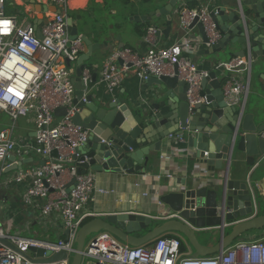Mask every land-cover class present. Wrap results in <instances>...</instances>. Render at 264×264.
<instances>
[{
	"label": "water",
	"instance_id": "water-1",
	"mask_svg": "<svg viewBox=\"0 0 264 264\" xmlns=\"http://www.w3.org/2000/svg\"><path fill=\"white\" fill-rule=\"evenodd\" d=\"M198 1L200 5L195 7L196 10L204 2ZM226 2L211 0L209 17L218 38L200 53L215 54L238 44L239 49L233 52L234 55L250 60L248 91L243 105L226 102L222 81L215 70L208 71L200 80L199 96L204 101L190 105L186 97L188 85L178 78L175 65L173 74H162L145 81L149 86L155 84L157 89L152 92L146 107L139 106V114L134 115L127 105L118 98H112L96 84L95 72L91 73L85 85L81 78L85 62L93 61L90 57L92 51L98 50L100 45L92 43L86 36H79L87 24L85 21L77 27L73 26L70 16L66 18L70 39L79 36L85 48L74 63L75 72L71 78L75 88L73 102L81 108L72 116V122L89 131L86 140L74 149V157L78 155L82 161L77 174L83 169L98 174L144 172L149 153L160 151L162 140L175 133L184 137L187 149L193 151L198 162L205 164L207 171L223 167L218 181H213L214 178L209 181L197 179L189 186L159 195L158 201L168 212L165 220L159 223L151 215L133 212L89 218L79 227L74 253L70 256L64 250L44 252L37 247L20 252L6 238L0 239L3 244L32 263L52 264L69 257V264H82L87 238L100 232L109 233L133 247L145 245L168 232L177 233L191 246V255L196 257L219 252L246 233L264 228V198L259 192L258 181L252 179L251 174L249 180L244 178V174L241 176L243 162L254 166L251 173L256 170L264 172V0H236L238 8L228 12ZM180 3L181 0H151L153 9L146 14L131 15L128 20L146 23L163 16L165 26H155V37H168L174 13L180 14L183 9ZM36 8L38 15L32 25L37 38H41L37 27L41 10L47 8L39 5ZM187 29L197 30L203 43L209 40L197 15ZM65 111L60 107L53 114L61 116ZM142 119L147 127L155 130L143 140L139 125ZM50 154L57 156V151L52 150ZM25 162L21 160L6 171L20 170ZM235 176L237 178H233ZM74 183L72 178L66 186ZM149 226L152 227L146 233L138 234ZM206 232L217 237L216 242L211 245L203 243L200 238ZM67 238L68 229H64V241Z\"/></svg>",
	"mask_w": 264,
	"mask_h": 264
},
{
	"label": "built area",
	"instance_id": "built-area-1",
	"mask_svg": "<svg viewBox=\"0 0 264 264\" xmlns=\"http://www.w3.org/2000/svg\"><path fill=\"white\" fill-rule=\"evenodd\" d=\"M6 1L0 0V21L9 22L8 34L0 33V114H7L10 124L0 129V170L10 166L5 164V160L14 152L19 155L34 153L42 158L43 164L17 170L16 175L8 178L6 183L29 179L21 197L23 203L39 206L44 215L52 212L58 214L64 228L68 229V238L67 241L58 239L51 242L5 234L0 215V239L6 238L20 252L37 247L44 249V252L64 250L70 256L74 253L79 227L92 216V213L83 214L82 209L93 200L94 193L106 192L96 186L92 172L77 174L82 161L78 155L74 157V149L89 134L88 129L74 124L71 119L81 110L73 102L75 88L71 78L75 71L74 63L84 50V44L79 36L70 39L66 30L70 0H34L40 5L55 8L42 14L37 27L41 38H37L32 25L36 17L32 5L19 2L20 11L18 15H13L7 14ZM196 15L208 34L209 40L203 43L207 48L218 38L207 7L181 9L179 26L187 31ZM155 31L156 27H149L145 34V39L151 44ZM200 44L191 39L162 47L152 44L144 54H138L129 47L116 48L104 58L97 84L111 94L130 75L146 81L150 77L173 74L176 65L178 78L188 85V103L202 102L204 98L199 96L200 80L208 71L199 68L187 55ZM214 66L215 71H221L218 78L222 81L226 102L243 105L249 84V58L234 56ZM90 77V69L84 68L81 78L85 85ZM82 100L85 102L84 97ZM60 107L65 108V114L55 116L53 111ZM29 115L34 125V139L19 144L20 140L18 143L14 137L15 123L20 117ZM167 138L174 145L184 142L180 134L171 133ZM52 150L57 151V156L50 154ZM204 156H207V152H204ZM72 178L75 183L66 186ZM179 248L177 237L161 235L145 245L133 247L120 243L109 233L100 232L84 245L82 263L84 259H90L92 264H264V236L251 241L236 240L221 251L205 256L194 257L189 252L181 253ZM69 263L67 257L52 264ZM0 264L36 263L28 261L0 241Z\"/></svg>",
	"mask_w": 264,
	"mask_h": 264
},
{
	"label": "crops",
	"instance_id": "crops-1",
	"mask_svg": "<svg viewBox=\"0 0 264 264\" xmlns=\"http://www.w3.org/2000/svg\"><path fill=\"white\" fill-rule=\"evenodd\" d=\"M21 1L32 5L36 17L38 15V11L36 10L37 5L41 7L45 6L36 3L34 0H7L6 3L9 2L10 6L14 8L13 12L12 9L9 12L6 10L7 14L18 15L20 11V9H18V7H20L18 3H21ZM158 1L164 2V0ZM189 1L190 0H181L180 4L182 8L187 9L185 4ZM227 1L226 3H228V5L225 4L227 6V12L230 9L233 10L238 8L236 0ZM195 2V7L200 5L198 0H195ZM211 4V0H204L202 6L211 9ZM218 4L220 3L218 2ZM69 5L67 17L70 16L72 18L73 26L80 27L79 24L83 21L87 23L84 28L80 30L79 36L80 34L86 36L92 43H99L100 45L98 50L92 51L90 57L91 59L93 58V61L88 60L85 62V68H88L87 66L90 65V72L96 73V84L99 79L101 64L104 58L113 52V50L119 48L120 43L122 47H129L138 54H144L152 44L162 47L183 39L199 41L201 43L199 47L193 50V52L187 53V55L199 68L207 71L214 70V65L217 62L226 61L234 57L235 55L233 52L239 49L238 44H233L230 45L229 49L222 50L219 53H200V50L206 49L203 45L201 36L197 30L183 31L180 28L179 13H174L169 36L164 37L161 35L159 39L154 37L151 44L145 39L146 31L149 27H164L165 18L163 16L151 21L148 25L143 23L138 27L134 21H131L130 24L124 25L118 30H107L105 24L107 25L109 18L116 19L115 17L118 13L117 7L108 4L107 0H70ZM131 5L140 7L141 12L133 13L137 15L146 14L149 10L153 9L151 1L148 3L132 1ZM46 8V10L49 11L54 9H52V6H47ZM46 10H41V13L43 14ZM126 16H131L130 12H128ZM18 17L20 18V16ZM215 72L217 77H219L221 71L217 70ZM97 85H100L101 89L104 90L101 84ZM155 89H157L155 84L149 86L140 78L130 75L117 86L110 96L112 98H118L121 103L127 105L128 108L131 109L134 115H138L139 106L146 107ZM20 125L21 128L19 133L14 135L16 141L18 142V140H20V143L18 142L19 144L23 142H32L35 135L32 116L21 117L20 122L17 120L15 123V127H20ZM139 125L142 128V134L140 135L142 140L145 136H151V134L155 132L151 126L147 127L146 124H144L143 119ZM148 158L144 172L98 174L91 170L83 169L92 172L95 176L96 186L103 188L106 192L94 193L93 200H90L81 212L83 214L92 213V216L88 218L133 212L151 215L154 220L159 223L168 216L166 207L158 201L159 195L172 191L175 188L189 186L197 179L209 181L214 178L213 181H218L223 173V167L221 169L215 168L214 170L207 171L205 164L197 161L193 151L187 149L185 142L174 145L168 138L162 140L160 151L150 152ZM21 160L26 161L23 167L40 165L42 162V158L34 153L19 155L14 152L6 158L5 164H10L8 167L10 168ZM1 167L2 165L0 164V168ZM8 168L3 171L0 170V215L1 226L4 233L8 235L17 234L51 242L64 239L65 228L58 214L52 212L48 215H44L39 206L36 207L23 203L21 197L29 183V179L21 182L6 183L8 178L16 175L14 171H6ZM253 168L254 166H250L243 162L241 176L244 174V178L249 180L251 174V178L258 181L259 192L264 198V172L256 170L251 173ZM262 175L263 177H261ZM233 178L237 177L235 176ZM263 236L264 234H261L251 239L240 240L251 241ZM214 238V242H216L217 237Z\"/></svg>",
	"mask_w": 264,
	"mask_h": 264
},
{
	"label": "rangeland",
	"instance_id": "rangeland-1",
	"mask_svg": "<svg viewBox=\"0 0 264 264\" xmlns=\"http://www.w3.org/2000/svg\"><path fill=\"white\" fill-rule=\"evenodd\" d=\"M107 2L110 5L112 4V5L116 6L117 9H118V14L115 17L116 19L109 18V22L107 23V25L105 24V28L107 30H113V29L118 30V29L122 28L124 25L130 24L131 21L128 20V17L126 16L128 12H131V13H139V12H141L140 7H135L134 5H131V4L129 6L128 5L125 6L124 4L120 3L118 0H107ZM6 5L7 6H5V7H6V10L8 12L11 9H12V12L14 11V8H12L10 6L9 2H7ZM18 9H20V7H18ZM133 15H137V14H133ZM126 17H127V19H126ZM20 120H21V117L18 119V121L20 122ZM9 124H10V120H9L8 115L5 114V113H1L0 114V129L9 126ZM20 128H21V125H20V127L19 126L15 127L14 135H17L19 133ZM12 171L17 173L16 169L15 170H11V172ZM151 227L152 226H149L147 229L142 230L138 234L146 233ZM261 234H264V228L260 229V230H252V231L246 233L245 235H243L242 237H240L239 239H251V238H253L255 236H259ZM174 235H176L177 237L183 239V237L181 235L177 234V233H174ZM94 236H95V234L92 235V237L89 236L87 238V242H89ZM115 239L117 241H119L120 243H123L119 239H117L116 237H115ZM200 239L205 244H211V243H213L215 241L214 236L210 232L203 233V235H202V237ZM185 243L187 245V252L191 253L192 252L191 246L186 241H185ZM83 262H84V264H92L93 261L90 260V259H84Z\"/></svg>",
	"mask_w": 264,
	"mask_h": 264
},
{
	"label": "trees",
	"instance_id": "trees-1",
	"mask_svg": "<svg viewBox=\"0 0 264 264\" xmlns=\"http://www.w3.org/2000/svg\"><path fill=\"white\" fill-rule=\"evenodd\" d=\"M120 3H122V4H124L125 6L126 5H130V4H132V0H118ZM151 0H141V2L142 3H148V2H150ZM195 5H196V2H195V0H190L189 2H187L186 4H185V7L187 8V9H193V8H195ZM118 14V13H117ZM130 15H133V13H131L130 12ZM120 17V16H119ZM128 17V16H127ZM127 17H126V19H127ZM136 23V25L139 27V26H141L143 23H140V22H135ZM151 23V21L150 22H146L145 24H150ZM90 70H91V66L90 65H88L87 66ZM82 171H85V170H82ZM89 218H87L86 220H88ZM85 220V221H86ZM164 236H169V237H177L176 235H174V233L173 232H168V233H165V234H163ZM178 239H179V242H180V248H179V250H180V252L181 253H187V245H186V243H185V241L183 240V239H181V238H179V237H177Z\"/></svg>",
	"mask_w": 264,
	"mask_h": 264
},
{
	"label": "snow or ice",
	"instance_id": "snow-or-ice-1",
	"mask_svg": "<svg viewBox=\"0 0 264 264\" xmlns=\"http://www.w3.org/2000/svg\"><path fill=\"white\" fill-rule=\"evenodd\" d=\"M8 25H9L8 21H0V33L8 34V32H9Z\"/></svg>",
	"mask_w": 264,
	"mask_h": 264
}]
</instances>
